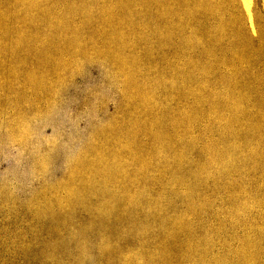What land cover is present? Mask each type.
Listing matches in <instances>:
<instances>
[{
	"label": "rangeland",
	"instance_id": "rangeland-1",
	"mask_svg": "<svg viewBox=\"0 0 264 264\" xmlns=\"http://www.w3.org/2000/svg\"><path fill=\"white\" fill-rule=\"evenodd\" d=\"M0 264H264V0H0Z\"/></svg>",
	"mask_w": 264,
	"mask_h": 264
}]
</instances>
